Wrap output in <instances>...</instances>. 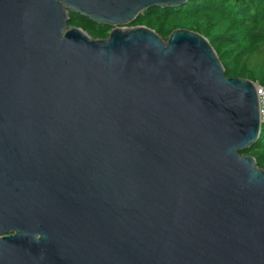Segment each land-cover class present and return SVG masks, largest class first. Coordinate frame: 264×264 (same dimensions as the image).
I'll list each match as a JSON object with an SVG mask.
<instances>
[{"label":"water","instance_id":"95a60500","mask_svg":"<svg viewBox=\"0 0 264 264\" xmlns=\"http://www.w3.org/2000/svg\"><path fill=\"white\" fill-rule=\"evenodd\" d=\"M186 1L0 0V264H264L255 83L129 26Z\"/></svg>","mask_w":264,"mask_h":264},{"label":"trees","instance_id":"16d2710c","mask_svg":"<svg viewBox=\"0 0 264 264\" xmlns=\"http://www.w3.org/2000/svg\"><path fill=\"white\" fill-rule=\"evenodd\" d=\"M68 26L94 39L106 38L111 28L78 15L70 17ZM129 26L148 27L163 40L178 28L199 33L211 44L227 77L264 88V0H187L176 7L149 8ZM240 154L252 156L264 170V122L257 140Z\"/></svg>","mask_w":264,"mask_h":264},{"label":"built area","instance_id":"2783aa9c","mask_svg":"<svg viewBox=\"0 0 264 264\" xmlns=\"http://www.w3.org/2000/svg\"><path fill=\"white\" fill-rule=\"evenodd\" d=\"M256 92L260 102V118L261 122H264V88L256 86Z\"/></svg>","mask_w":264,"mask_h":264}]
</instances>
